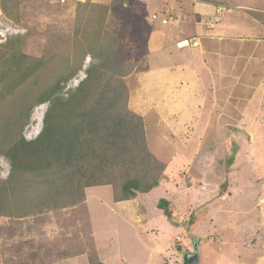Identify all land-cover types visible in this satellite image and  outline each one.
I'll use <instances>...</instances> for the list:
<instances>
[{
	"label": "rangeland",
	"instance_id": "1",
	"mask_svg": "<svg viewBox=\"0 0 264 264\" xmlns=\"http://www.w3.org/2000/svg\"><path fill=\"white\" fill-rule=\"evenodd\" d=\"M18 1L19 21L0 5L19 30L9 40L26 38L25 52L41 57L59 36L67 45L55 51L76 60L77 8L109 7L103 35L117 36L133 52L136 69L125 79L129 107L143 116L152 154L166 170L158 188L131 201L115 203L112 186H102L86 189L85 201L74 207L24 219L0 217V264H185L195 243L200 264H264V67L254 56L256 43L248 38L225 47L230 54L222 69L213 66L214 75L201 63L199 76L190 68L201 40L218 34L205 30L210 23L216 31L218 17L197 19L191 6L218 0ZM222 1L217 5L226 6V14L241 22L255 19L264 32V0ZM91 15L86 11L83 18ZM169 16L178 21L163 24ZM194 34L202 35L199 48H178ZM92 62L87 56L63 84L64 97L87 77ZM48 106L33 111L24 132L28 141L41 133L44 118L41 125L35 119L45 117ZM10 171L0 155V181ZM162 200L167 205L161 209Z\"/></svg>",
	"mask_w": 264,
	"mask_h": 264
},
{
	"label": "trees",
	"instance_id": "2",
	"mask_svg": "<svg viewBox=\"0 0 264 264\" xmlns=\"http://www.w3.org/2000/svg\"><path fill=\"white\" fill-rule=\"evenodd\" d=\"M0 5L10 19L20 20L18 0ZM77 11L79 60L55 51L67 45L59 36L41 57L25 52L26 38L0 45V155L11 167L8 180L0 181V217L24 219L74 207L85 201L86 189L102 186H112L115 203L131 201L164 180L166 165L152 154L144 118L129 107L125 79L136 69L132 50L117 36L104 37L108 6L87 4ZM86 11L92 15L84 19ZM87 56L93 60L87 77L64 97L63 84ZM45 104L43 129L28 141L24 132L33 111Z\"/></svg>",
	"mask_w": 264,
	"mask_h": 264
},
{
	"label": "crops",
	"instance_id": "3",
	"mask_svg": "<svg viewBox=\"0 0 264 264\" xmlns=\"http://www.w3.org/2000/svg\"><path fill=\"white\" fill-rule=\"evenodd\" d=\"M217 2H223V1L218 0ZM217 2H215V4L210 3V4H206V5H201V6H191L194 9L197 8V10H195L197 13V14H195L197 19L201 20L203 18L208 17V19H211L213 21L214 17H218V19H217L218 23H216L217 26L214 23V25L216 26L215 29H217L216 31L209 29L210 23L208 24L207 28L205 29L210 36H213V34L211 32H215V34H216V32H218V34H216L217 38H209L207 40L205 39L206 40L205 42H203L204 40H201L203 48L200 49L199 51L202 53L204 59H201V56H199V55H201V53L200 54L197 53L196 56H194V54H195L194 53V54H192L193 56H191V58L192 57L196 58L195 62H191V67H190L191 70H193V69L196 70V72L194 71L193 74L196 76H199L200 71H197V70L200 68L198 66V64L201 63L203 65H206L207 68L211 70L212 75H214L215 73L213 74V66L216 67L215 71L222 69V62L224 61L223 59H226V55L230 54V53H227L230 50L224 51L225 47L232 48V44L243 45L244 40L248 39V38L252 39V41L254 43H256V45L253 46V48H256V50L253 51V53H255L254 56H256L258 59L257 60L258 66H260V64H259V62H260V63H262V65L264 67V32H261L259 30V27L256 25V24H259V22L256 21L255 19L247 20V21H243V22L237 21V16H235V15L230 16L231 14H226V11H225L226 6L225 7L219 6L218 7ZM188 7H190V6H188ZM257 11H260V10L256 9V12ZM253 21H254V24H252ZM199 36L202 39V35H200V34H194L193 37L197 38ZM159 40L166 43V41L163 40V37H159ZM162 46H163V44H162ZM257 51H258V53H257ZM167 56L169 57L168 54H164L165 58H167ZM206 56L209 59V61L205 60ZM218 60L221 62H218ZM245 60H246V58H245ZM213 63H215V64H213ZM243 71L247 72V71H250V69L247 66H244ZM212 75H210V76L214 77ZM255 114H256V112H255ZM255 114H254V116H255ZM253 118H255V117H253ZM259 126L264 129V119L262 121H259ZM261 139L264 142V131L261 132ZM263 146H264V144H263Z\"/></svg>",
	"mask_w": 264,
	"mask_h": 264
},
{
	"label": "built area",
	"instance_id": "4",
	"mask_svg": "<svg viewBox=\"0 0 264 264\" xmlns=\"http://www.w3.org/2000/svg\"><path fill=\"white\" fill-rule=\"evenodd\" d=\"M59 4L61 5H68L69 3H85L86 0H57ZM170 17V16H169ZM154 20H158L157 16H153ZM178 20L171 16L170 18H166L163 20V24L170 25ZM19 34V30L14 27V24L12 21H10L7 16H5L4 12L0 8V45H3L7 43L10 37L13 35ZM201 46V41L199 38H192V39H186L182 40L178 43V48L184 49V48H199Z\"/></svg>",
	"mask_w": 264,
	"mask_h": 264
},
{
	"label": "water",
	"instance_id": "5",
	"mask_svg": "<svg viewBox=\"0 0 264 264\" xmlns=\"http://www.w3.org/2000/svg\"><path fill=\"white\" fill-rule=\"evenodd\" d=\"M185 264H200L198 243L194 244V253L186 258Z\"/></svg>",
	"mask_w": 264,
	"mask_h": 264
},
{
	"label": "bare ground",
	"instance_id": "6",
	"mask_svg": "<svg viewBox=\"0 0 264 264\" xmlns=\"http://www.w3.org/2000/svg\"><path fill=\"white\" fill-rule=\"evenodd\" d=\"M45 113V112H44ZM44 113L43 114H40V116H38L35 120H38L40 122V125L42 123V120L44 118ZM40 128V127H39Z\"/></svg>",
	"mask_w": 264,
	"mask_h": 264
}]
</instances>
